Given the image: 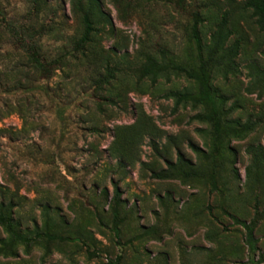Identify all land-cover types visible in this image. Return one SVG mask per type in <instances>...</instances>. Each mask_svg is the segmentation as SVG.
I'll return each instance as SVG.
<instances>
[{
    "label": "rangeland",
    "instance_id": "1",
    "mask_svg": "<svg viewBox=\"0 0 264 264\" xmlns=\"http://www.w3.org/2000/svg\"><path fill=\"white\" fill-rule=\"evenodd\" d=\"M247 1L0 0V207L31 239L0 225V264H264V30ZM195 23L214 117L176 68L199 66Z\"/></svg>",
    "mask_w": 264,
    "mask_h": 264
},
{
    "label": "trees",
    "instance_id": "2",
    "mask_svg": "<svg viewBox=\"0 0 264 264\" xmlns=\"http://www.w3.org/2000/svg\"><path fill=\"white\" fill-rule=\"evenodd\" d=\"M91 1L95 2L96 0H91ZM161 1H165L169 4L178 5L181 8H184V3L186 2V0H161ZM247 7L253 10L255 16L258 18L257 21L258 25L260 26L261 29L264 30V0H248ZM83 20L85 23V31L82 38L76 43L73 49V51L76 52L85 49V46L91 41V34L94 30L93 22L89 13L84 14ZM192 36L195 40V44L199 51V61H200L199 66L197 68H186L181 66H178L176 68L184 72L188 78L194 80L197 83L198 91H199L198 92L199 101L201 103H209L211 105L213 111V117H214L217 116L219 112L217 97L211 86V75H212V67H213L212 63L215 61L213 60V55H211L208 59H206L202 53L201 38L197 23H195L193 26ZM16 37L18 42L25 46L26 52L31 57V61L35 64L34 66H36V68H38L42 73L48 74L49 73L48 65L42 61V58L40 57V53L35 48V46L32 43L28 42L26 39H24V37H22V35L20 34H17ZM221 38H223V35L220 32L218 39L219 42H221L222 40ZM237 47H238L237 44H235L231 49V53L235 52ZM145 72L152 73L153 65L148 67ZM104 80H106L105 77L101 75V78L97 82V85H99L101 82H104ZM185 98H186L185 95L179 94V101H182ZM208 117L211 118L212 115H209ZM216 127L218 130V125H216ZM210 180L212 184V190H216L217 189L216 176L212 174ZM116 215L118 214L116 213ZM232 218L235 224L240 225L247 230V235L249 237V240H253L254 228L250 224H248L245 220H242L235 216H232ZM0 225H2L17 241H22L27 243L30 242L31 240L30 238L17 231L14 219L8 213V209L4 206V204H2L0 207ZM113 230L115 232L116 237H120V229L117 223L114 225ZM45 235L51 239L57 238L60 240H71L70 238H63L51 234H45ZM38 236L41 237L42 235L38 234ZM121 258H122L121 256H118L117 261L121 260Z\"/></svg>",
    "mask_w": 264,
    "mask_h": 264
}]
</instances>
